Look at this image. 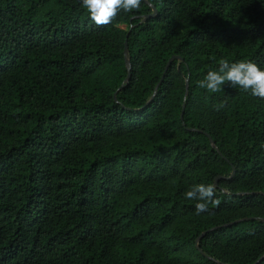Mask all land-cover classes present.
Wrapping results in <instances>:
<instances>
[{"label":"trees","instance_id":"1","mask_svg":"<svg viewBox=\"0 0 264 264\" xmlns=\"http://www.w3.org/2000/svg\"><path fill=\"white\" fill-rule=\"evenodd\" d=\"M220 59L264 70V0H0V264H264V99L198 87Z\"/></svg>","mask_w":264,"mask_h":264},{"label":"clouds","instance_id":"2","mask_svg":"<svg viewBox=\"0 0 264 264\" xmlns=\"http://www.w3.org/2000/svg\"><path fill=\"white\" fill-rule=\"evenodd\" d=\"M81 7L86 10L89 19L96 26L112 23L121 13H132L140 9L142 0H79ZM226 82L231 87H239L252 96L264 99V70L251 60L229 63L226 59L218 61L216 70L207 71L197 86L210 93L222 90ZM223 106V105H221ZM214 185L197 184L184 193L186 199L197 201L194 205L196 214L208 211V205H219V199H214ZM260 219V217H258Z\"/></svg>","mask_w":264,"mask_h":264},{"label":"water","instance_id":"3","mask_svg":"<svg viewBox=\"0 0 264 264\" xmlns=\"http://www.w3.org/2000/svg\"><path fill=\"white\" fill-rule=\"evenodd\" d=\"M123 51H124V52L126 51V42H124V48H123ZM172 59H174V57H170V58L167 60L165 66H164V69H163V72H162V75H161L160 79L162 78V76H163V74H164V72H165L167 66L169 65V62H170ZM181 115H182V111L180 112V117H181Z\"/></svg>","mask_w":264,"mask_h":264}]
</instances>
